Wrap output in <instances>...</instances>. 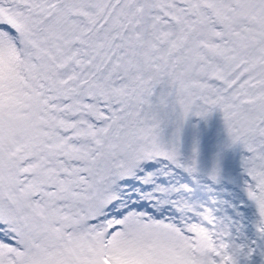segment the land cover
<instances>
[{
    "label": "snow or ice",
    "instance_id": "1",
    "mask_svg": "<svg viewBox=\"0 0 264 264\" xmlns=\"http://www.w3.org/2000/svg\"><path fill=\"white\" fill-rule=\"evenodd\" d=\"M0 264H264V0H0Z\"/></svg>",
    "mask_w": 264,
    "mask_h": 264
}]
</instances>
